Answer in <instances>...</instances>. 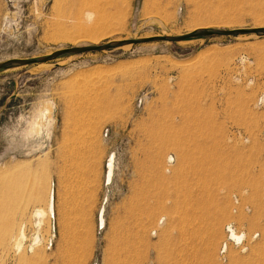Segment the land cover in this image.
<instances>
[{"label": "rangeland", "instance_id": "374dc122", "mask_svg": "<svg viewBox=\"0 0 264 264\" xmlns=\"http://www.w3.org/2000/svg\"><path fill=\"white\" fill-rule=\"evenodd\" d=\"M202 23L264 27V0H0V63ZM261 94L255 34L0 70V264H264Z\"/></svg>", "mask_w": 264, "mask_h": 264}, {"label": "water", "instance_id": "95a60500", "mask_svg": "<svg viewBox=\"0 0 264 264\" xmlns=\"http://www.w3.org/2000/svg\"><path fill=\"white\" fill-rule=\"evenodd\" d=\"M239 34H255L258 36H264V28H257V29L240 28V29H232V30L202 29L190 33H185L179 36L145 37V38L122 40V41H112L101 45L74 46L69 48L58 49L42 57L27 58V59H9L0 63V70L18 67V66H25L32 63H46L49 61H53L62 56H69V55H75V54L93 52V51L109 50L129 44L146 43L153 41L180 42L185 39L202 37V36H211V35L227 36V35H239Z\"/></svg>", "mask_w": 264, "mask_h": 264}, {"label": "bare ground", "instance_id": "6f19581e", "mask_svg": "<svg viewBox=\"0 0 264 264\" xmlns=\"http://www.w3.org/2000/svg\"><path fill=\"white\" fill-rule=\"evenodd\" d=\"M82 17L84 18L83 23L81 25L82 27L80 26V29L82 28V30L84 31V33L82 32L84 34L82 36L85 38V40H88V41L89 40H93L94 41L95 40L94 35L92 33H89L91 31V27L86 25V24H88V22L90 20V17H91L90 12L88 13L86 11V13L82 14ZM211 25H209V23H207V24L206 23L205 24L202 23V25L199 24V26L196 27L195 31L202 30V29H213L211 27ZM261 28H264V27H261ZM254 29H257V28H254ZM260 97H261L260 100H264V94H261ZM108 162H109L108 165H107L108 171H107V173L104 174V181L106 179V181L109 182V179H110V176H111L112 160L110 159V161H108ZM51 213H52V198H51V195H50V192H49L48 196H47V201H46L45 208L39 207V208H36L32 212V224H33V227H34V232H33V235H32L33 237L31 238L29 249L33 250L35 247L39 246L40 241H41V239L39 237V230H40V228H41V226L43 224V221H44L45 217L47 215L51 214ZM99 218H100V224H101V221H102L101 212L99 214ZM160 224H161V220L159 221V225ZM228 235L231 237V239L234 242H237V243H239L242 240V238H243V235L241 233H237V232L233 231V229H231V228H229V230H228ZM22 239H23V233L19 230L18 233H17L16 240L14 241L15 242L14 245H15L16 249L20 246V243H21Z\"/></svg>", "mask_w": 264, "mask_h": 264}]
</instances>
